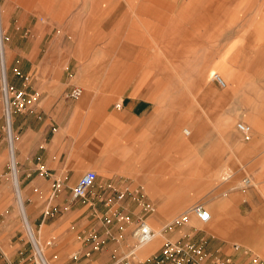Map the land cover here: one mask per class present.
I'll return each instance as SVG.
<instances>
[{
	"label": "crops",
	"instance_id": "1",
	"mask_svg": "<svg viewBox=\"0 0 264 264\" xmlns=\"http://www.w3.org/2000/svg\"><path fill=\"white\" fill-rule=\"evenodd\" d=\"M61 1H78L76 8L71 4L65 12L72 32L78 23H89L93 15L87 1L102 0ZM105 6L109 10L108 2ZM73 9L75 13L68 17ZM137 11L148 17L149 41L143 36L146 26L139 25L121 41L123 61L93 60L88 49L79 46V27L66 64L56 56L46 61L23 55L21 72L27 79L17 78L15 67L9 69V84L35 97L31 107L14 111L11 117L17 143L12 146L11 161L15 178L23 184L26 196L31 190L40 198L48 197L49 190L43 186L60 185L51 194L55 201L51 209L62 215L53 224L56 230L74 215H83L81 225H70L73 235L65 247L72 250L67 254L70 263L76 254L79 264H110L113 254L124 252L120 240L114 239L120 223L104 224L102 217L118 212L140 217L130 199L113 196L111 188L122 191L127 186L144 189L157 206V214L147 219L157 223L184 212L201 198L219 234L224 229H246L264 255V0L181 1L176 13L170 5L162 37L167 54H180L181 93L173 91L170 63L164 69L167 92H155L159 70H163L156 59L158 3L140 1ZM118 12L119 16L123 13ZM174 14L180 17L176 24ZM143 53L149 54V60H141ZM211 70L225 80V87L208 78ZM74 87L82 89L76 99L68 97ZM191 115L197 121H191ZM238 121L250 125L249 140L237 131ZM189 124L200 140L195 154L198 164L208 166L205 178L198 177L201 171L190 173L187 136L192 131L187 127L185 134L186 126L181 128ZM211 126L214 138L207 135ZM175 153L181 156L176 166ZM87 170L97 173L101 188L91 189L80 202L72 198L70 188ZM244 178L251 185L242 191ZM178 180L182 185L175 187L173 182ZM190 181L201 184L193 188ZM109 198L113 199L106 203ZM230 215L237 216L235 222ZM84 220L88 226L81 228ZM93 234L103 241L99 250H93ZM162 238L166 236L161 234ZM0 257L11 261L1 247ZM242 258L235 256V264L244 263Z\"/></svg>",
	"mask_w": 264,
	"mask_h": 264
},
{
	"label": "rangeland",
	"instance_id": "2",
	"mask_svg": "<svg viewBox=\"0 0 264 264\" xmlns=\"http://www.w3.org/2000/svg\"><path fill=\"white\" fill-rule=\"evenodd\" d=\"M140 1L145 2L149 0L87 1L89 7L93 8V15L91 16L89 23H84L82 26L81 23H78L71 32L67 21L70 18V14L75 13V9L67 15L69 17L68 19L65 16V12L70 9L71 4H74L76 8L78 1L0 0V30L7 38L3 42V51L0 46V82L5 73L7 79V73L10 71L9 69H12L13 67L20 72L22 71L21 62L23 61V55L29 56L32 60L46 61L53 60L54 56H56L57 60L63 64L69 62V52L71 47L75 45V33L79 27L81 29L80 34L82 38L79 46L85 50L88 49L90 57L93 55V60L97 57V60L102 61H123V54L120 53L121 41L124 40L126 35L134 34L135 28L139 25L146 26V30L142 26L143 30H145L143 36H146L144 39L147 42L149 41V31L147 30V26L149 25V22L147 21L148 17L137 11L139 9ZM156 1L158 3L159 35L156 59L159 67L163 70H159L160 75L158 86L155 87V92L158 94L167 92L164 69L167 63L168 65L170 63V67L173 66L174 68L173 91L174 93H181L180 54H167L165 39L162 36L165 33L166 12L170 5L173 4L174 12L176 13L180 8L181 1L193 0ZM107 2L109 4V10H107V6H105V4L107 5ZM118 9L123 11L121 16H119ZM179 18L180 17H178L177 14H174L175 24L179 21ZM130 60H133V58ZM141 60H149V54L143 53L141 55ZM11 61L12 64L10 63ZM212 72L217 71H209V79H211L210 73ZM15 76H17V78H23L18 75ZM25 77L26 76L23 78L24 80ZM192 104L197 105V103H191V105ZM0 105L2 109V117L0 120V247L3 248L6 255L11 258V261L9 262L0 257V264H43L37 254L35 244L31 240L27 231L24 216L18 203L17 189H20L27 221L32 229L36 243L38 247H40L39 249L44 258H46L45 260L47 264H71L70 262H67V254L72 250H68V252L65 249L68 238L72 239L73 235L70 232V225H79V220L83 215H74L69 221H63L65 222V226L62 229L56 230L53 227V224L62 216L55 214L54 209H51L52 206L55 205L54 198L52 197L53 195L51 194L53 193V189H58L55 188L56 183L53 187H50L48 184L43 186L47 191L49 190L48 197L40 198L38 197L37 192L35 194L31 190L26 196L23 184L19 179L15 178L14 166L11 163L13 155L10 154V151H12V146L15 147L17 144L16 133L12 129V125L11 129L8 127L9 119L4 112L2 100ZM13 112L14 110H12L11 117ZM11 117L10 120L12 119ZM176 117H178L177 120H182L179 113H175V118ZM197 119V117H192L191 115V121H197ZM212 121L213 119H211V123ZM185 126L192 131L190 136H187L190 140V173L192 175L195 172L199 173V171H201V175L198 174V177H203L205 174H208L207 171L204 172L208 166L198 164V158L195 155L198 151V142L200 140L193 135V128L190 124L183 125L181 128ZM213 131V127H209L207 135H210L211 138H214ZM239 134L241 135V133ZM241 137L243 140H246L242 135ZM180 160V154L175 153V166ZM177 176L178 175H175V177ZM203 178H205V176ZM97 182L98 181L96 180L89 191L91 189L97 190L101 188ZM197 183L190 181L189 186L198 188ZM198 184H201V182ZM173 185L179 187L182 185V182L179 180L174 181ZM73 186L74 185H72V187ZM127 187L128 188H125L122 191H119L116 188H111L115 200H117L116 196L123 192L125 194L123 199H130V201L139 208V211L141 212L140 217L145 219L156 232V235L151 242L139 248H135L131 232L140 217L133 219L131 214H123L129 218L128 221L119 220L114 214H110L109 216L104 215L102 217L104 224H109L105 221L107 218H110V223L115 220L120 223L117 228V235L114 239L117 241L120 240L124 252H118L117 254H124L127 257L126 260L129 261V264H166V260L162 257L161 253V247L165 241L175 242L177 244H193L200 247L206 255L203 264H235L234 259L235 256L238 255L245 260L242 264H264V255L261 251V245L254 244L255 242L246 235V229H224L221 230V234H219L214 226V217H212L207 223H200L193 215H190L186 222L179 224L175 222V220L180 219L183 213L191 209L193 206L201 205L209 210L205 204L206 202L201 200V198L194 201V203H192L184 212L172 215L171 217L164 219L163 222L157 223L156 221L147 219L148 216L157 214V206L145 196L146 193L144 189L141 186ZM246 188H242L241 190L245 191ZM85 199L81 198L75 200L81 202L85 201ZM148 206L153 207L155 211H146ZM45 208L47 209L46 212H44ZM242 208H244V206L241 207V209ZM241 214L244 216V211L241 212ZM230 216L235 222L237 216ZM43 219H45L46 225L40 226ZM94 222H96V220L93 219L92 224ZM85 226H88V222H85L84 220V224L81 228H84ZM122 226H124L123 230H121ZM262 232V239L264 241V230ZM161 234L162 236H166V238L161 239ZM154 242L155 244H153ZM151 247L152 249L150 251L141 253L142 249H149Z\"/></svg>",
	"mask_w": 264,
	"mask_h": 264
},
{
	"label": "built area",
	"instance_id": "3",
	"mask_svg": "<svg viewBox=\"0 0 264 264\" xmlns=\"http://www.w3.org/2000/svg\"><path fill=\"white\" fill-rule=\"evenodd\" d=\"M7 39L0 30V46H2L4 40ZM15 75L20 77L24 76L22 73L14 68ZM27 78L25 77V80ZM211 79L214 80L220 87H225L226 82L222 79L219 73L213 72ZM0 92L1 100L4 105V112L8 119L10 120L12 110L17 112H22L31 107L34 103L35 97L26 93L24 90L15 88L13 85H10L4 74L0 82ZM82 94V89L80 87H74L68 92V97L78 98ZM118 106V105H117ZM236 129L244 139L249 140L251 138V127L242 121L236 123ZM184 133L188 134V129L184 128ZM264 138V135H263ZM14 166V165H13ZM97 179V173L94 170H87L82 175H80L76 184L71 188L72 197L75 199H85L89 189L93 186ZM242 188L249 187L251 181L248 178H244L241 182ZM60 185L56 183L55 188H59ZM125 194L123 192L119 193L116 197L117 200H122ZM112 201L109 198L106 203ZM146 211L154 212V208L148 206ZM121 214V215H120ZM190 215L195 216L200 223H207L211 218V213L208 209L201 205L193 206L191 209L183 213L180 219L175 220L177 224L186 222ZM114 216L119 220L128 221V217L124 216L122 213H114ZM135 227L131 232L133 239L134 247L139 248L147 243H149L155 237V230L152 229L149 223L142 217L138 218ZM106 223H110V218H107ZM121 221V222H122ZM168 226V225H166ZM165 226V227H166ZM123 230L124 226L121 227ZM93 242V250H99L102 246L103 241H101L97 234L91 236ZM162 257L166 260V264H203L206 259V255L203 250L193 244H177L175 242L165 241L161 247ZM124 254H115L113 260L110 264H129V261L126 260ZM71 264H78L77 255H73Z\"/></svg>",
	"mask_w": 264,
	"mask_h": 264
},
{
	"label": "bare ground",
	"instance_id": "4",
	"mask_svg": "<svg viewBox=\"0 0 264 264\" xmlns=\"http://www.w3.org/2000/svg\"><path fill=\"white\" fill-rule=\"evenodd\" d=\"M1 29V28H0ZM2 51H3V44H2ZM1 51V52H2ZM3 57V56H2ZM3 59V58H2ZM6 74V73H5ZM223 79V78H222ZM11 120H8V127H9V129H11V122H10ZM250 126V125H249ZM188 129V128H187ZM188 131H189V129H188ZM189 133V132H188ZM186 134V133H185ZM12 139V138H11ZM14 148V147H13ZM10 154L11 155H13V152L12 151H10ZM14 159V158H13ZM15 168V167H14ZM16 174V173H15ZM14 174V175H15ZM17 178V177H16ZM18 185V184H17ZM17 196H18V203H19V207H20V210H21V212H22V214H23V216H24V220H25V224H26V228H27V231H28V233H29V236H30V238H31V240L34 242V244H35V247H36V250H37V254H38V256H39V258L41 259V261H42V263L43 264H47V262H46V258H44V256H43V254H42V252H41V250L39 249L40 247H38V245H37V243H36V239H35V237H34V234H33V232H32V229H31V227H30V225H29V223H28V221H27V218H26V213H25V209H24V204H23V200H22V197H21V192H20V189H17ZM150 225V224H149ZM150 227L153 229V227L150 225ZM155 235H156V232H155ZM154 239V238H153ZM152 239V240H153ZM151 240V241H152ZM150 241V242H151ZM148 244V243H147Z\"/></svg>",
	"mask_w": 264,
	"mask_h": 264
}]
</instances>
